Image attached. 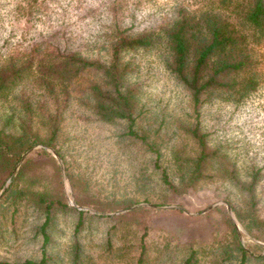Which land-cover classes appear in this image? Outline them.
<instances>
[{"label": "trees", "instance_id": "trees-1", "mask_svg": "<svg viewBox=\"0 0 264 264\" xmlns=\"http://www.w3.org/2000/svg\"><path fill=\"white\" fill-rule=\"evenodd\" d=\"M4 1L0 18L10 31L0 44V104L6 105L0 112V189L10 181L0 193V237L4 221L13 220L20 208H31V237L40 242V257L0 264H54L59 215L66 212H76L77 219L65 264H90L80 237L87 213L67 203L60 167L45 146L64 160L76 203L103 211L131 204L102 199L91 178L67 160L71 150L60 137L77 113L123 123L119 135L146 144L155 153L153 165L160 169L161 181L177 189L159 163L160 144L152 137L156 131L138 122L142 53L154 52L188 95L191 119L182 128L195 148L172 159L178 182L187 189L200 180H228L254 202L264 164L249 157L239 166L228 140L208 125L206 114L216 102H245L264 80V0H179L164 11L146 6L155 0ZM35 144L42 146L32 148ZM236 248L241 252L237 264H247L246 249L239 242ZM195 254L190 247L177 264H199ZM255 256L256 264H264V253ZM146 257L140 242L135 264H152Z\"/></svg>", "mask_w": 264, "mask_h": 264}, {"label": "rangeland", "instance_id": "rangeland-1", "mask_svg": "<svg viewBox=\"0 0 264 264\" xmlns=\"http://www.w3.org/2000/svg\"><path fill=\"white\" fill-rule=\"evenodd\" d=\"M175 1L179 0H155L146 6L152 11H164ZM4 3L0 0V14ZM9 31L10 26L0 18V44ZM138 62V122L142 126L149 124L151 130L156 131L152 137L160 144L159 163L177 183V189L161 181L160 169L153 165L155 153L149 151L146 144L119 135L124 131L123 123L109 124L91 117L87 111L77 113L64 126L60 139L71 150L67 160L91 178L98 196L125 199L131 202L128 207L103 211L76 203L64 160L52 147L45 146L60 167L67 203L87 213L80 237L92 257L90 264H135L140 242L145 244L146 258L152 264H177L190 247L196 250L199 264H237L241 256L236 248L238 242L247 251V264H256L255 255L264 253V177L256 188L254 202L224 179L200 180L185 189L178 182L173 160L177 152L193 153L195 148L182 128L191 119L188 95L154 52L139 54ZM5 109L6 105L1 103L0 112ZM210 110L206 122L211 128L215 125L219 129L217 133L228 140L229 152L235 154L238 165L242 166L249 157L264 164V80L257 91L238 106L221 101ZM41 146L35 144L32 148ZM9 181L7 178L0 193ZM6 204V201L1 203ZM233 205L243 219L238 218ZM139 206L143 208L119 216ZM59 216L52 246L58 258L53 262L65 264L77 214L66 212ZM33 219L31 208H20L13 220L8 218L2 223L0 260L40 257V242L31 237Z\"/></svg>", "mask_w": 264, "mask_h": 264}, {"label": "water", "instance_id": "water-1", "mask_svg": "<svg viewBox=\"0 0 264 264\" xmlns=\"http://www.w3.org/2000/svg\"><path fill=\"white\" fill-rule=\"evenodd\" d=\"M55 155H56L58 161L61 162V160H60V158L58 157V155H57V154H55ZM62 169H63V166H62ZM64 177H65V173H64ZM65 178H66V177H65ZM66 180H67V178H66Z\"/></svg>", "mask_w": 264, "mask_h": 264}]
</instances>
